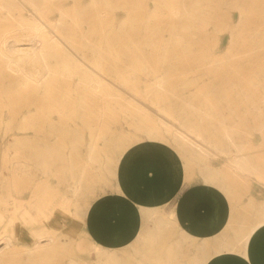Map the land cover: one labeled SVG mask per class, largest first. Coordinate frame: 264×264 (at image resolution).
<instances>
[{"label":"rangeland","instance_id":"obj_1","mask_svg":"<svg viewBox=\"0 0 264 264\" xmlns=\"http://www.w3.org/2000/svg\"><path fill=\"white\" fill-rule=\"evenodd\" d=\"M81 1L77 20L83 21L84 12L92 11L93 15L86 20L94 26V6H97ZM104 1L98 0L99 8L103 7ZM172 1H107L110 4L107 9L112 20L110 33L113 43L107 48L103 42H98L95 49L109 50V60L118 65L120 73H112L110 77L118 99L117 102L112 100L113 106L110 103L105 111L118 120L53 129L47 123L34 120L46 114V107L42 109L36 104L16 107L11 101L0 105V116L9 120L0 122V235L8 233L3 230L11 228V238L7 239L9 243L7 240L0 241L1 257L3 255L0 264H102L106 252L111 264L167 263L164 254L170 242L162 243L163 250L142 248L138 241L127 248L108 249L106 236L103 234L97 242L91 237L88 225L87 213L96 212L101 207L90 203L106 197L108 191H117L118 162L123 160L127 149L142 142L155 141L170 146L185 161L194 164L199 176L205 170L207 174L209 170L211 173L218 170L221 162L224 170L237 175L240 182L249 184L250 175L239 173L229 166L226 157L232 154L226 155L220 150L234 149L222 133L227 131L233 135L234 142L249 162L252 156L257 159V155L261 157L264 154V22L249 24L243 21L241 29L239 27L232 32L229 25L234 21L215 22V25L210 24L205 29L206 36L200 40L197 34L201 28H187L170 21L169 6ZM185 1L187 4L193 2ZM234 1L222 0V3L233 4ZM67 3L69 10L71 0ZM224 8L227 7H222L226 15L230 13L234 19L241 12L234 7ZM257 9L264 13L260 5ZM242 14L243 19L246 18L247 9H243ZM85 23L84 20L81 27ZM90 24L86 25L87 32ZM97 28L102 34L103 27L97 25ZM173 30L182 33L183 47L180 52L184 54L180 55L181 58L171 50L174 45L180 44L174 39ZM230 33L234 35L233 42ZM82 49L90 53L89 48ZM124 51H131L132 55L124 56ZM187 54H192L194 58L187 59L190 58ZM216 58L223 59L220 70L231 65L235 68L246 66L247 69L243 73L222 74L220 79L215 78L211 70L195 73L197 67L201 68L200 64L209 65ZM176 62H182L189 68L180 70ZM145 70H150V75L142 74ZM152 73L165 78L164 90L146 89ZM145 117L162 119L167 128L165 126L164 129L161 124L156 127ZM186 117L191 118L196 126L201 125L199 127L205 139L208 143L211 140L210 145L214 144L216 148L211 147L205 155L198 157L170 137L169 129L181 126L180 121ZM28 118L33 121H27ZM67 127L71 134L74 130L72 137L66 136ZM48 149L62 156L56 157L55 161L50 160V168L42 170L37 158L44 156ZM89 151L95 160L87 162L85 155ZM104 162L115 167L114 174L102 168ZM69 163L72 172L64 168ZM72 178H80V189L75 194L70 187ZM15 229L22 233L15 234ZM33 230L53 234V243L43 249L30 250L28 244L35 237Z\"/></svg>","mask_w":264,"mask_h":264},{"label":"bare ground","instance_id":"obj_2","mask_svg":"<svg viewBox=\"0 0 264 264\" xmlns=\"http://www.w3.org/2000/svg\"><path fill=\"white\" fill-rule=\"evenodd\" d=\"M68 1L70 0H0V105L3 104V102L11 101L16 107H24L28 104H36L42 109L46 107V114H42L34 120L47 123L53 129L60 126L65 128V126L69 127L79 123L90 126L94 123L118 120L114 115L109 116V114L105 113L111 101L116 100L117 102L118 99V95L113 89L110 80L112 73H120L119 69H117L118 65L109 60L111 57V52L109 50H96L98 42H103L107 48L113 43L110 33L112 20H110L109 9H107L108 7L110 8V4L107 2L108 0H105L103 7L99 8L98 0L83 1L84 4L87 2L88 5L97 6H94V19L92 18L94 26L91 25L92 22L90 24V20H86L89 16V18H91L93 12H84L85 17L83 16V19L87 22V24H85H90L87 32L86 28L88 26L85 25L81 27L84 20H77L79 16L77 12H79V8L82 6L80 5L82 1L71 0L72 8L69 7V10L72 9L74 13L67 9ZM172 2L173 3L169 6L170 21L176 25L186 26L187 28H193V26L194 28H201V31L197 30L198 39L200 40L202 37L205 38L206 36L205 29H207L210 24L211 26L215 25V22L224 23L228 20L234 21L229 25L231 32L239 27L241 29L243 21L249 24H254L255 22L259 23L261 21L264 22V13L258 12L257 9L259 5L264 9V0H235L233 4H223L222 0H193L191 4H187L185 0H173ZM86 5L83 7H86ZM222 7H227L224 9L234 7L237 10H241V12L237 18L234 19L230 13L226 15ZM243 9H247L248 11V15L244 19L242 14ZM97 25L103 27V32L101 31L102 34L98 33L99 28H97ZM173 31L174 39L179 40L180 44L177 46L174 45L171 50L180 57V55L184 54L180 52L181 47H183L181 44L182 33L180 30ZM230 34V40L233 42L235 39L234 35L232 33ZM77 39L83 42H79ZM82 48H89L91 51L89 50L90 53H86ZM122 54L124 56H131L132 52L124 51ZM192 54H187V56L190 57L187 59L194 58ZM216 59L217 60L211 61L209 65L200 64L199 66H201V68L197 67L195 73L200 72L199 74H201L211 70L214 71V77L220 79L222 74L227 75L231 72L243 73L247 69L246 66L235 68L231 65L233 68L228 66L224 70H220L219 67L223 59ZM182 62H176L175 65L180 68V70L185 71L189 67L183 66ZM150 73V70H145L142 74L150 75ZM152 74L153 76L149 78V80L147 79L146 89L156 91L164 90L165 78L155 73ZM125 79L126 78L123 80ZM211 88L216 89L215 86ZM111 111L114 112L113 110ZM41 112L44 111L41 110ZM144 119L156 127L159 124L162 126L164 125L163 128L166 126L162 119H148L147 117ZM2 120L9 122L7 117L0 116V122ZM26 120L33 121L32 118ZM193 122L191 118L186 117V119L180 121L181 126H174L173 129H169L170 137L175 140L180 147L186 149L191 154L201 157L205 155L211 147H216L214 144L213 146L212 144L210 145L211 140L208 143V140L205 139L202 128L200 129L201 125H199L200 127L196 126L197 124L195 125ZM113 123L116 124V122ZM110 125L112 124L110 123ZM68 127L66 130L68 131L66 133L67 137L71 136L74 132L72 129L73 132L71 131V134ZM165 128H167V126ZM222 133H224V138L234 148L233 150H220L226 155L232 154L226 157L228 165L238 170L239 173L250 174L255 166L247 160L241 148L236 145L232 137L233 135L231 136L227 131ZM58 156L62 155L57 151L48 149L44 156H38L39 167L42 168V170L50 168V164L52 163L50 160L55 161ZM85 156H87V162L95 160L90 151ZM109 164L108 162H104L102 168L107 173L114 174L115 171H113V169L115 167L112 168V165L110 166ZM64 168L72 172L70 163L66 164ZM74 179L72 178L73 181L71 180L72 183H70L71 192L73 194L77 193L80 189V183L78 181L80 178L78 180ZM11 203L13 204V201ZM23 207H25V205ZM99 208L100 207H98L97 210ZM260 215H262V213H260ZM10 230L11 228L3 230L8 233L4 232L3 235L1 234L0 241L11 238ZM17 230L18 229H15L13 232L15 234L22 233ZM44 231H46V229ZM32 233L35 234V237L32 243L30 245L28 244L30 250L43 249L47 244L50 245L53 243V234L51 233L43 232L42 230H33ZM43 240L45 242H43ZM6 242H8V240ZM1 254L0 251V260L3 257V255L1 257ZM101 262L102 264H111L110 256L107 252L103 254Z\"/></svg>","mask_w":264,"mask_h":264},{"label":"crops","instance_id":"obj_3","mask_svg":"<svg viewBox=\"0 0 264 264\" xmlns=\"http://www.w3.org/2000/svg\"><path fill=\"white\" fill-rule=\"evenodd\" d=\"M126 152L117 165V191L90 203L101 205L87 213L94 240L104 234L108 249L137 241L162 249L170 242L165 264H264V154L252 156L255 168L245 184L221 162L201 177L160 142Z\"/></svg>","mask_w":264,"mask_h":264}]
</instances>
